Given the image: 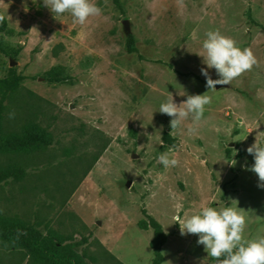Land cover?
Here are the masks:
<instances>
[{"label":"rangeland","instance_id":"1","mask_svg":"<svg viewBox=\"0 0 264 264\" xmlns=\"http://www.w3.org/2000/svg\"><path fill=\"white\" fill-rule=\"evenodd\" d=\"M91 2L102 13L81 25L43 0H0L13 32L6 41L21 49L7 68L26 78L5 92L0 74V133L23 139L32 128L43 140L0 157V174H23L0 184V220L30 229L47 251L56 237L81 264H151L150 222L166 237L162 264H216L176 224L209 206L238 207L245 239L264 236V188L246 151L264 147V0H121V11ZM216 30L257 64L208 91L202 45ZM54 69L72 82L43 83ZM205 92L203 119L171 130L160 104ZM164 153L178 166L159 163ZM0 264L35 263L19 243L0 240Z\"/></svg>","mask_w":264,"mask_h":264},{"label":"clouds","instance_id":"2","mask_svg":"<svg viewBox=\"0 0 264 264\" xmlns=\"http://www.w3.org/2000/svg\"><path fill=\"white\" fill-rule=\"evenodd\" d=\"M43 5L51 13L62 15L70 13L73 22L85 24L90 17L98 16L102 9L91 0H43ZM5 17L0 15V22ZM206 52L201 74L206 79L208 91L217 90V86L230 85L231 82L245 72L251 71L257 64L256 57L250 48L241 49L236 42L222 35L218 30L206 33L202 45ZM214 69L218 79H212L209 70ZM207 91V92H208ZM204 94L188 95L186 101L177 104L171 96L167 102L161 103L159 112L169 116L171 130L179 129L185 120L191 117L195 123L203 119L206 106L212 103V97ZM15 113H9L14 118ZM195 133V127L189 128ZM253 156L254 163L250 171L258 177V188H264V147L256 142L246 149ZM158 162L165 168L176 167L178 159L170 158L167 153L158 157ZM233 165L235 161L233 160ZM238 207H225L217 210L214 207H204L200 213L176 221L182 236L192 234L198 237L197 244L202 245L207 256L216 264H264V236L255 240L245 239L243 233L247 225V218Z\"/></svg>","mask_w":264,"mask_h":264},{"label":"trees","instance_id":"3","mask_svg":"<svg viewBox=\"0 0 264 264\" xmlns=\"http://www.w3.org/2000/svg\"><path fill=\"white\" fill-rule=\"evenodd\" d=\"M117 11H121V0H109ZM1 15V14H0ZM13 36V32L8 28L7 22L4 19L0 22V74L6 77L1 82V89L9 92L17 89L22 85L26 78L21 75H15L7 68V63H16L20 55L21 49L17 46H12L6 41V38ZM133 44L132 38L128 39L126 51L128 54H133L134 49L131 47ZM43 83L46 85H57L66 82H72V79L67 76L62 70L54 69L44 74L42 77ZM41 136L32 128H28L26 135L23 139H18L12 136H2L0 133V157L17 153L20 150H27L30 148H37L42 142ZM8 177L12 178L15 182L23 179V174L20 171H11L8 174H0V184ZM149 228L152 231V240L149 248L152 253L151 264H162L163 258L160 254L162 247L166 243V237L162 234L160 227L153 223H149ZM146 226L143 227L145 229ZM33 231L18 224H6L0 220V240L15 241L19 243L30 260L35 264H81L73 258L67 256L61 251L59 240L50 235L48 243L50 249L46 250L45 246L41 243H35ZM78 248V244L72 246Z\"/></svg>","mask_w":264,"mask_h":264},{"label":"water","instance_id":"4","mask_svg":"<svg viewBox=\"0 0 264 264\" xmlns=\"http://www.w3.org/2000/svg\"><path fill=\"white\" fill-rule=\"evenodd\" d=\"M221 86H217V89L220 88Z\"/></svg>","mask_w":264,"mask_h":264}]
</instances>
